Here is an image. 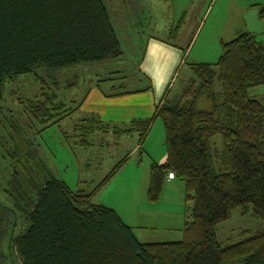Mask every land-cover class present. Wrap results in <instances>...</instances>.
Segmentation results:
<instances>
[{"label": "trees", "instance_id": "16d2710c", "mask_svg": "<svg viewBox=\"0 0 264 264\" xmlns=\"http://www.w3.org/2000/svg\"><path fill=\"white\" fill-rule=\"evenodd\" d=\"M256 5L264 17V2ZM178 27L170 30L172 36ZM221 45L215 61L187 62L191 76L178 93L164 95L152 116L132 118L127 126L94 113L85 118L116 136L138 133L141 149L153 119H161L165 158L150 163L147 197L159 198L169 171L183 179L192 206L181 238L140 240L114 207L92 200L128 153L92 190L72 189L38 161L33 170L32 149L24 159L16 156L29 145L22 135L16 141L22 127L14 115L7 142L17 143L15 162L5 188L12 204L0 201V264H264V225L232 243H222L215 232L232 209L250 203L264 220V100L248 92L264 83V42L243 30ZM121 53L105 0H0V108L6 79L110 61ZM34 75L43 84L44 78ZM41 94L43 102L25 103L26 120H40L42 129L64 116L52 119L65 102L52 90Z\"/></svg>", "mask_w": 264, "mask_h": 264}, {"label": "rangeland", "instance_id": "374dc122", "mask_svg": "<svg viewBox=\"0 0 264 264\" xmlns=\"http://www.w3.org/2000/svg\"><path fill=\"white\" fill-rule=\"evenodd\" d=\"M197 1L194 0L193 5L188 6L189 12L184 16L178 12L172 17L171 12L163 13L156 8L146 6L137 8L138 15L134 14L133 19L131 14L113 15L117 19L113 22L122 50L121 55L113 60L59 68L50 71L49 74L44 70L36 69L35 72L44 78L43 84L35 77V72L20 73L12 79H6L5 100L3 107L0 108V201L2 203L12 204V199L5 188L10 175L9 167L15 162L12 149L17 143L13 144L11 139L10 145L7 142L12 134L11 120L15 115L22 127V132H19L15 139L18 142L22 135L28 142L25 139L21 140L26 142L25 145H29L25 149H19L16 156L24 159L23 154L26 155V152L32 149L34 159L28 161L32 169H37L36 161H38L40 165H44L42 166L45 172L50 170L72 189L82 187L86 191L92 190L113 165L128 153L120 169L95 194L96 196H93L92 200L95 202L103 200L107 205L126 215L139 207L143 213L138 223L145 227L137 231V234L142 239L181 238V227L190 214L192 206V200L185 199L183 179L176 175L173 186L163 187L164 190L162 189L156 201H150L147 197L150 163L153 160L161 162L165 157L164 154L159 158L160 153L166 151L164 129L163 131L160 129V126L163 128L161 119L156 117L157 121H154L151 135L142 141L141 149L138 133L116 136L111 130L102 131L98 125H92L85 119L89 112L80 109L78 104L90 88H93L94 93L99 90L107 92L111 88L144 87L147 80L139 72L138 62L144 52L146 39L150 33L169 36L167 27L172 24L173 18L175 21L173 25L180 24L182 19L186 20L185 26H182L183 39L171 38L175 41H186L196 26V20H201V24L196 38L186 50V63L171 87L172 96L182 89L190 75L187 62H213L218 58L222 52L219 39L229 38L231 34L228 33L230 29L227 28L235 26L231 23L233 20H237L236 24H241L243 27L245 24L242 19L246 20L247 27L264 42V17L259 16L258 7L252 4L257 0H200L199 3ZM229 16L230 21H228ZM236 34L233 33L230 38ZM50 90L56 93L57 100L65 102L66 110L57 111L52 119L64 116L41 129L44 124L40 120L35 119V123L26 120V114L30 112L25 102L28 98H36L34 100L43 102L42 91L48 93ZM92 92L88 104L96 101L92 98ZM248 92L264 100V83L249 87ZM97 103L101 108L103 102ZM73 108L75 110H71ZM27 121L30 126L27 125ZM84 137L87 142L84 141ZM213 139L218 145L221 143L219 134ZM149 201L154 202L153 205L148 203ZM153 208L157 209V213L150 212L154 211ZM23 220L24 217L20 218V224ZM19 225H16V231H19ZM263 225L264 220L253 211L250 203L232 209L227 219L216 224L215 232L222 243H232L251 235Z\"/></svg>", "mask_w": 264, "mask_h": 264}, {"label": "crops", "instance_id": "0c3cea01", "mask_svg": "<svg viewBox=\"0 0 264 264\" xmlns=\"http://www.w3.org/2000/svg\"><path fill=\"white\" fill-rule=\"evenodd\" d=\"M199 1L200 0H198L197 2L199 3ZM105 2L111 13L113 21H115L117 20L115 19L116 17H113V15L115 14H118L120 16L131 14L133 19L134 14L138 15L137 8L141 6L156 8L159 12H163V13L171 12L172 17H175V14L178 12H181L182 15L184 16L186 13L189 12L188 10L190 7L188 6L193 5L194 0H105ZM263 2L264 0L261 1L257 0L254 1L252 4L256 5L257 3H263ZM242 20L244 21L245 24L244 27L241 24L240 25L236 24L235 21L237 20H233L231 22L235 26H229L227 28L230 29V32L228 30V33L231 34L229 35V38L230 36H232L233 33L235 32L239 33L241 30L252 31L251 29H249V27H247L246 20L244 19ZM228 21H230V16L228 17ZM174 22L175 21L173 18L172 24L169 27H167L169 34H170V30L174 26L173 25ZM195 23L196 26L186 41L173 40V39H183L181 38V35L183 33L182 26H185L186 24L185 19H182L176 34L173 36L171 34L169 36H165V35H160L158 33H150L146 39L144 52L138 62V70L142 74V76L146 78L147 84L142 88L124 89L120 87L118 89L111 88V90L107 92L103 90H99V92H94V93L92 92L93 88H90L88 92H86L80 103L78 104L80 109L83 110L86 109L89 112V115L86 116L85 118L90 117L94 113L97 114L102 121H108L110 122V124L115 123L119 126H127L132 118L135 117L145 118L152 116V114L155 111L156 105L162 100L164 95L167 94V96H171L170 95L171 87L178 78L179 74L183 69L184 63L186 62L185 59L186 50L189 48L191 43L196 38L198 31H200L199 26L201 24V20L200 21L196 20ZM226 26L227 25H225V28ZM228 39H224L220 37L219 43L221 44L222 40H228ZM190 76H191V71L189 77ZM148 85H150V87H146ZM119 91H123V92H119ZM91 92L93 93L92 98L95 99L96 101L88 104V102L90 101ZM112 92H118V93L107 94ZM97 102H103V104H101V108L98 106ZM155 120L157 121L156 117L153 119L150 128L148 129V132L143 139L144 141L150 137L152 127L155 124L154 122ZM160 129H162L163 131L164 128H161L160 126ZM150 150L151 148L149 149V151ZM164 154L165 152L160 153L159 158ZM174 179L175 176L171 178L167 177L164 187L166 188L168 186H173ZM96 193H94L93 195L94 197L96 196L95 195ZM168 195L171 196L170 194ZM102 201L103 200H101V202ZM148 203H151V205H153L152 203L154 202L149 201ZM105 204L107 203L105 202ZM153 210L154 211H150V212L157 213L156 208H153ZM141 213L143 212L139 209V207L128 212L127 215L119 212V214L124 219V221L132 226L133 231L140 240L143 241L156 240L155 238L142 239L137 234V231L142 230L144 229L142 227H145L143 225H139L138 223V219L140 218Z\"/></svg>", "mask_w": 264, "mask_h": 264}, {"label": "built area", "instance_id": "2783aa9c", "mask_svg": "<svg viewBox=\"0 0 264 264\" xmlns=\"http://www.w3.org/2000/svg\"><path fill=\"white\" fill-rule=\"evenodd\" d=\"M173 175H174V173H173L172 171H169V172L167 173V177H168V178L173 177Z\"/></svg>", "mask_w": 264, "mask_h": 264}]
</instances>
